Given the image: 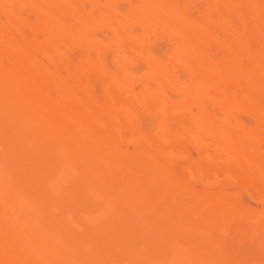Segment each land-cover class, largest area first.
<instances>
[{"label": "bare ground", "instance_id": "obj_1", "mask_svg": "<svg viewBox=\"0 0 264 264\" xmlns=\"http://www.w3.org/2000/svg\"><path fill=\"white\" fill-rule=\"evenodd\" d=\"M0 264H264V0H0Z\"/></svg>", "mask_w": 264, "mask_h": 264}]
</instances>
